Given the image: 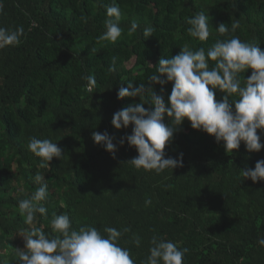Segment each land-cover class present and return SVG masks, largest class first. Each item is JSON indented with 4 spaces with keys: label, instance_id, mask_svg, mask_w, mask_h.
I'll return each mask as SVG.
<instances>
[{
    "label": "trees",
    "instance_id": "1",
    "mask_svg": "<svg viewBox=\"0 0 264 264\" xmlns=\"http://www.w3.org/2000/svg\"><path fill=\"white\" fill-rule=\"evenodd\" d=\"M0 2V26L25 30L19 46L0 50V264H17L14 250L24 247L18 233L33 227L18 202L39 187L37 172L48 181L49 196L40 202L48 218L35 225L45 232L51 231L53 213H67L77 228H129L120 243L136 264L146 259L154 234L188 248L184 264H264V247L257 243L264 236V181L243 180L240 172L264 159V148L249 153L241 143L225 152L223 142L185 120L164 149L168 157L183 153V166L156 175L126 164L137 152L119 140L132 126H111L116 111L139 102V97L118 99L119 87L131 81L147 89L161 56L174 57L184 44L195 50L214 43L215 33L206 42L187 35L185 18L194 12L205 10L213 29L238 19L234 34L264 51V0H116L124 32L115 43L97 40L111 0ZM132 20L140 29L128 35ZM146 24L156 30L144 39ZM113 58L117 71L110 73ZM85 75H95L93 92L81 79ZM153 88L167 101L172 84L163 92L159 85ZM94 131L113 138L114 158L94 144ZM31 137L58 143L63 159L39 168L40 158L26 148ZM133 234L141 237L140 247L131 243Z\"/></svg>",
    "mask_w": 264,
    "mask_h": 264
},
{
    "label": "clouds",
    "instance_id": "2",
    "mask_svg": "<svg viewBox=\"0 0 264 264\" xmlns=\"http://www.w3.org/2000/svg\"><path fill=\"white\" fill-rule=\"evenodd\" d=\"M104 7L105 31L97 40L115 43L124 32L120 26L123 14L116 0ZM3 12L4 5L0 2V14ZM185 23L187 35L195 40L206 42L213 33L217 38L207 49L200 46L193 50L189 44H184L174 57L161 56L154 67L155 73L147 79L150 85L147 89L143 83L134 87L131 81L126 87H119L118 99L139 97V102L129 103L116 111L111 119L115 130L132 126L131 134L119 140L120 145L127 142L137 152L126 164L156 175L166 170L172 173L173 169L183 166V153L168 157L164 149L185 120L193 130L202 131L217 143L223 142L225 152L238 150L241 143L249 153H258L264 148V51L257 42L242 41L234 34L240 27L238 19H233L230 27L221 23L213 29L207 12L200 10L186 17ZM138 29L139 21L132 20L128 35ZM155 30L151 24H146L142 36L144 39L153 37ZM24 37L23 26L11 29L0 26V50L19 46ZM107 70L110 73L117 71L115 58ZM248 70L251 74L245 79L244 73ZM81 79L86 81L87 90L93 92L97 85L95 75H85ZM169 83L172 84L171 93L165 101L153 86L159 85L163 92ZM217 91L222 94L220 100L216 99ZM145 104L150 107L146 108ZM91 138L94 144L101 145L115 157L117 144L107 132L94 131ZM26 148L40 158L41 169H49L53 158L63 159V150L51 139L31 137ZM240 172L243 180L264 181V159L258 160L254 168ZM34 182L39 185L34 194L18 202L25 223L33 227L18 233L24 247L14 250L17 264H136L130 249L120 243L124 233L130 231L127 227L118 230L105 226L103 232L91 225L77 228L73 227L67 213L52 214L50 232L35 226L40 217L48 218V209L40 202L47 200L49 190L42 172L35 174ZM150 203V200L146 201V204ZM131 243L140 247L141 237L133 234ZM257 243L264 247V236L259 237ZM149 245L148 255L140 264H184L185 254L189 251L155 234Z\"/></svg>",
    "mask_w": 264,
    "mask_h": 264
}]
</instances>
